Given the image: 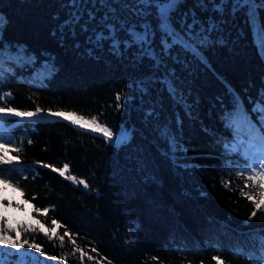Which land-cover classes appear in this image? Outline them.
<instances>
[{
	"label": "trees",
	"instance_id": "1",
	"mask_svg": "<svg viewBox=\"0 0 264 264\" xmlns=\"http://www.w3.org/2000/svg\"><path fill=\"white\" fill-rule=\"evenodd\" d=\"M65 2L0 0V13L8 21L4 41L26 46L38 58L36 68L48 56L55 58L57 67L56 74L43 88L9 77L0 83V92L11 90L14 98L8 103L18 110H34L39 106L53 111L75 110L85 116L103 113L100 119L114 130L123 124L135 125L138 131L128 147L117 151L107 147L101 138L82 134L62 119L42 122L34 119L23 122L22 126L14 125L16 143H23L20 159L29 167L24 169L23 176L14 172L13 178L25 190V198L38 207L55 206L47 218H39L48 225L51 219H57L71 233H76L77 245L100 260V264H107L108 260L113 264H189L190 261L216 264L214 256L229 264H246L243 258L230 255L228 246L236 239L242 240L239 233L247 232L248 228L264 227V213H258L244 226L252 205L237 189L238 185L243 187L242 180L224 166L222 145L223 138L232 137L225 127V113L233 110L229 87L239 94L249 112L252 108L249 98L255 100L258 90L264 89V59L258 54L243 15L238 14L229 28L232 43L207 50L210 67L194 66V75L188 77L192 93L189 99H198L194 109L198 119L184 118L183 137L188 142L186 159L198 167L185 171L174 169L158 153L153 135L140 122L139 100L133 99L120 111L115 110V94L121 89L130 94L125 88L132 72L127 62L106 51L97 53L99 60L91 59L80 54L83 49L73 50L70 38L61 46L59 33L53 35L59 23L55 17L65 18L66 10L61 7ZM191 4L192 0H187L182 10ZM197 12L207 15L198 9ZM261 19L264 21V11ZM77 38L83 43L84 36ZM33 71L28 68L22 74L28 76ZM20 74L17 69V75ZM164 107L172 115L166 93ZM180 114L184 116L183 111ZM252 119L255 121L256 115ZM8 123L12 124V120ZM29 138L33 141L31 145L27 143ZM34 161L56 167L68 163L70 174L86 179L90 189L72 184L49 168L33 165ZM224 181H230L229 188L224 187ZM33 195L35 200H31ZM31 204L24 205L25 209L30 210ZM15 215L25 218V213ZM64 230L58 231L63 234ZM217 241L223 251L210 246ZM37 242L44 245L48 256L71 252L67 238L63 250L50 246L43 236ZM92 247H96V253L91 252ZM48 264L64 262L49 260ZM67 264H80L79 254L69 258ZM84 264H95V260L85 258Z\"/></svg>",
	"mask_w": 264,
	"mask_h": 264
},
{
	"label": "snow or ice",
	"instance_id": "2",
	"mask_svg": "<svg viewBox=\"0 0 264 264\" xmlns=\"http://www.w3.org/2000/svg\"><path fill=\"white\" fill-rule=\"evenodd\" d=\"M186 2L66 0L61 5L66 10L65 18L61 20L59 15L55 17L59 23L53 32L54 36L59 33L61 46L65 45L66 38H70L73 50L79 52L83 49L81 55L99 60L101 57L97 53L106 51L117 60L127 62L132 72L125 88L130 94H126L125 89L115 94V110L120 111L133 99L139 100L140 122L153 135L158 153L174 169L185 171L189 167H198L187 161L188 142L183 137L184 118L198 119L194 115L198 99H189L192 93L188 87V77L194 75L193 67H210L206 51L232 43L229 28L238 14L243 15L258 54L264 59V21L261 19L264 0H192L191 6L182 10L181 6ZM197 9L199 13L207 15L198 14ZM7 23L6 16L0 13V83L9 77H16L18 82L43 88L45 82L57 72L55 58L48 56L36 68L38 58L26 46L4 41L3 32ZM78 35L84 36L83 43L77 38ZM28 68L34 71L24 76L22 73ZM17 69H20V75H17ZM229 91L233 97V110L225 113V127L231 131L232 137L222 139L224 166L230 173L235 172L243 182V187L238 185L237 189L240 196L252 205V211L244 221V226H248L258 213H264V89L258 90L255 100L249 98L251 112L245 108L238 93L230 87ZM165 93L171 101L172 115H168L164 107ZM13 98L11 90L0 92V264H48L49 260L67 264V260L74 258L77 253L80 264H84L85 258L100 264V260L77 245L74 239L76 233H71L57 219H51L48 225L39 218H47L55 206L38 207L25 198V190L13 178L14 172L23 176L24 169L29 167L20 159L23 143H16L14 125L22 126L23 122L34 119L41 122L62 119L70 122L82 134L90 133L94 134V138H101L107 147L117 151L132 143L138 131L136 126L121 124L118 130H114L100 119L103 113L85 116L75 110L53 111L39 106L34 110H18L8 103ZM180 111H183V117ZM161 114H164L163 120ZM253 114L256 115L255 121L252 119ZM10 119L12 124L8 123ZM27 143L31 145L33 141L29 138ZM161 145L166 147L162 148ZM230 156L237 159L228 158ZM33 165L49 168L72 184L81 185L84 190L90 189L86 179L70 174L68 163L56 167L34 161ZM223 184L229 188L230 181H224ZM8 189L13 193L19 192L23 203L4 196L3 193ZM35 199L33 195L31 200ZM27 204H31L30 210L25 209L24 205ZM17 212L25 213V218L17 217ZM61 228L65 229L63 234L58 231ZM239 235L243 239H236L229 244V254L234 258H243L246 264H264V227L248 228L247 232ZM39 236L46 238L50 246L61 250L67 238V243L72 246L71 252L62 251L59 257L48 256L44 252V245L37 242ZM128 242L126 239L125 243ZM210 246L215 251H223L219 241ZM177 251L184 252L185 249ZM91 252L96 253V247H92ZM212 259L216 264H229L219 256ZM107 264L113 262L108 260Z\"/></svg>",
	"mask_w": 264,
	"mask_h": 264
},
{
	"label": "rangeland",
	"instance_id": "3",
	"mask_svg": "<svg viewBox=\"0 0 264 264\" xmlns=\"http://www.w3.org/2000/svg\"><path fill=\"white\" fill-rule=\"evenodd\" d=\"M0 187H2V185H0ZM4 196H8L9 198H13L15 199L16 202H21V198H20V193L19 192H15L13 193L11 189H8L7 191H5L3 193Z\"/></svg>",
	"mask_w": 264,
	"mask_h": 264
}]
</instances>
